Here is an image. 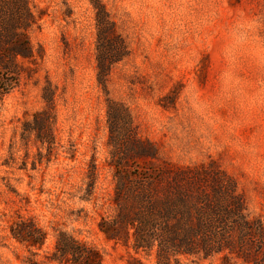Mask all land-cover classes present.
Returning <instances> with one entry per match:
<instances>
[{
  "label": "rangeland",
  "instance_id": "rangeland-1",
  "mask_svg": "<svg viewBox=\"0 0 264 264\" xmlns=\"http://www.w3.org/2000/svg\"><path fill=\"white\" fill-rule=\"evenodd\" d=\"M28 1L41 16L30 32L41 59L32 80L0 98V264H57L49 258L59 232L96 249L102 264H128L127 250L98 229L115 196L107 99L127 108L134 135L154 154L136 164L225 174L247 214L264 220V0H100L128 51L111 69L108 95L96 80L90 1ZM48 85L54 155L33 169L46 151L20 133L44 107ZM20 219L45 232L41 249L12 238Z\"/></svg>",
  "mask_w": 264,
  "mask_h": 264
},
{
  "label": "trees",
  "instance_id": "trees-1",
  "mask_svg": "<svg viewBox=\"0 0 264 264\" xmlns=\"http://www.w3.org/2000/svg\"><path fill=\"white\" fill-rule=\"evenodd\" d=\"M95 11L96 80L107 92L114 65L128 56L100 0H89ZM41 19L28 0H0V98L19 88L37 73V56L30 32ZM44 107L22 124L21 139L31 137L46 153H37L35 169L54 155L56 124L54 93L42 89ZM107 145L112 148L115 196L112 212L102 215L99 231L105 239L123 246L128 264H181L218 258L219 264H264V220L247 214L243 196H235L233 183L221 173L204 167L164 164L161 169L142 168L135 157H154L151 148L133 133L131 116L124 105L106 100ZM133 162L138 174H132ZM96 179L91 171V189ZM210 186L203 190L205 185ZM12 238L28 248L41 249L45 232L32 221L20 219L10 226ZM144 260H152L144 263ZM57 264H102L99 252L73 236L59 232L49 258Z\"/></svg>",
  "mask_w": 264,
  "mask_h": 264
}]
</instances>
